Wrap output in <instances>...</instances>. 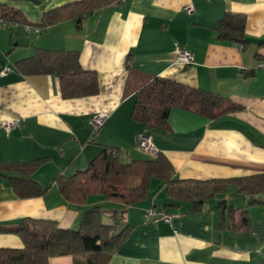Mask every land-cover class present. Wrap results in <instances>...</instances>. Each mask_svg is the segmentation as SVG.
I'll use <instances>...</instances> for the list:
<instances>
[{"label":"crops","instance_id":"0c3cea01","mask_svg":"<svg viewBox=\"0 0 264 264\" xmlns=\"http://www.w3.org/2000/svg\"><path fill=\"white\" fill-rule=\"evenodd\" d=\"M39 1L0 0V9L19 10L34 27L47 11L85 0ZM226 16L244 19V44L220 38ZM37 48L78 51L81 67L97 73L98 93L64 98L56 77L22 73L16 63ZM180 48L190 50L195 63H177ZM262 59L264 0H116L38 32L0 25V163L44 158L31 179L47 189L21 196L0 174V226L13 230L32 218L78 230L83 213L99 206L103 224L117 230L129 225L104 264H264V203L250 205L233 183H224L264 173V67H257ZM5 67L10 70L3 73ZM138 75L198 87L242 109L209 120L173 108L166 130L147 132L132 117ZM101 111L108 117L95 129L91 117ZM11 121L18 123L5 128ZM142 133L169 160L174 178L220 180V188L197 203L174 201L165 182L152 178L148 199L171 215V221L156 223L145 219L146 210L119 199L97 193L69 201L60 193L56 178L85 169L105 146L117 148L122 161L150 156L138 150ZM222 202L235 208V220L248 210V231L229 227ZM23 246L18 234L0 232V249ZM89 258L55 256L49 264H83Z\"/></svg>","mask_w":264,"mask_h":264},{"label":"trees","instance_id":"16d2710c","mask_svg":"<svg viewBox=\"0 0 264 264\" xmlns=\"http://www.w3.org/2000/svg\"><path fill=\"white\" fill-rule=\"evenodd\" d=\"M116 0H85L47 11L40 26H49L66 17L82 16L96 8ZM0 20L27 24L17 9H0ZM29 25V24H27ZM39 24L37 27H39ZM9 27V26H8ZM219 35L240 44L246 42L244 19L226 16L219 23ZM16 67L24 74H47L59 80L60 92L64 98L91 96L98 93V76L94 71L81 67L76 50H52L37 48L33 55L19 60ZM132 117L145 126L147 132L168 128L169 111L180 108L198 114L209 120L237 112L242 107L228 98L192 87L178 81L159 76L136 77ZM45 161L44 158L23 163L2 164L0 174L11 179L16 192L21 196L43 194L47 189L31 175ZM13 172L9 176L6 172ZM152 178L165 182L167 196L174 201L191 200L200 202L213 195L223 181L180 180L174 178L169 160L161 153L156 156L122 161L117 148L103 147L102 151L85 169L73 175H60L56 183L60 193L69 201L84 200L90 194H103L107 198L119 199L133 205L149 197ZM233 183L237 190L249 197V204L264 203V173L233 178L224 183ZM226 209L227 206L224 205ZM229 227L248 231L251 218L248 210H241L238 220L234 219L235 208L228 207ZM103 211L99 206L87 209L78 230L62 229L54 221L26 218L13 230L0 226V232L18 234L23 241L22 249H0V264H49L55 256L89 254L92 258L83 264H104L117 245L126 237L129 225L117 230L114 225L102 223ZM225 218V217H224Z\"/></svg>","mask_w":264,"mask_h":264},{"label":"built area","instance_id":"2783aa9c","mask_svg":"<svg viewBox=\"0 0 264 264\" xmlns=\"http://www.w3.org/2000/svg\"><path fill=\"white\" fill-rule=\"evenodd\" d=\"M47 1V0H45ZM188 8V7H187ZM188 10H191V8H188ZM0 25L3 27H10V26H17L18 24L16 22H5L3 20H0ZM24 28L27 32L30 31H34V32H38L39 31V27L34 26L31 27L30 25H24ZM175 61L179 64H193L195 63V57L193 55V53L185 48H180L177 50L176 56H175ZM257 67H264V59H262L259 63ZM8 70H10L9 67H5L2 72L6 73ZM108 114L104 111L101 112H97L95 113L92 117H91V124L93 125V127L95 129H98L99 127H101L105 120L107 119ZM17 121H11L5 124V128H11L13 127L15 124H17ZM138 150H140L141 152L148 154L150 156H156L159 151L156 148V146L153 143L152 137L148 134L142 133L139 136L138 139V144H137ZM144 217L146 220H149L151 223H156L159 221H165V222H169L171 221V215L166 213L165 211L162 210H156L154 208L148 209L145 211L144 213Z\"/></svg>","mask_w":264,"mask_h":264},{"label":"water","instance_id":"95a60500","mask_svg":"<svg viewBox=\"0 0 264 264\" xmlns=\"http://www.w3.org/2000/svg\"><path fill=\"white\" fill-rule=\"evenodd\" d=\"M31 1L36 3V4L40 3L39 0H31ZM133 206L138 208V209H143V210H148V209L153 208L151 199H146V200H143L139 203H135V204H133Z\"/></svg>","mask_w":264,"mask_h":264},{"label":"rangeland","instance_id":"374dc122","mask_svg":"<svg viewBox=\"0 0 264 264\" xmlns=\"http://www.w3.org/2000/svg\"><path fill=\"white\" fill-rule=\"evenodd\" d=\"M156 181H158V180H156Z\"/></svg>","mask_w":264,"mask_h":264}]
</instances>
